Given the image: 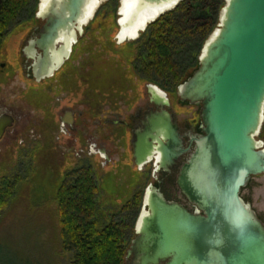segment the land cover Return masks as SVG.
<instances>
[{
  "label": "water",
  "instance_id": "95a60500",
  "mask_svg": "<svg viewBox=\"0 0 264 264\" xmlns=\"http://www.w3.org/2000/svg\"><path fill=\"white\" fill-rule=\"evenodd\" d=\"M181 1L136 0L127 23L135 24L139 11L155 5L162 15ZM88 3L40 5L37 17L44 25L24 49L37 81L51 78L67 59H55L61 36L78 39ZM148 87L155 105L171 108L165 93ZM178 95L201 107L202 133L187 146L174 114L153 112L136 132L134 158L139 167L155 160L158 169H169L187 155L177 185L193 210L151 185L129 251L132 264H264V221L242 197L251 179L264 175V145L257 138L264 124V0H226L198 69ZM14 124L11 114L0 115V141Z\"/></svg>",
  "mask_w": 264,
  "mask_h": 264
},
{
  "label": "rangeland",
  "instance_id": "374dc122",
  "mask_svg": "<svg viewBox=\"0 0 264 264\" xmlns=\"http://www.w3.org/2000/svg\"><path fill=\"white\" fill-rule=\"evenodd\" d=\"M122 2L103 1L78 35V43L65 67L56 77L40 82L30 68L26 69L32 59L28 57L25 64L24 49L44 22L37 17L41 0L23 3L17 21L6 30L0 43V111L14 114L17 122L0 141V178L18 177L22 182L10 212L3 215L0 224V264H32L37 258L40 264H71L72 255L60 244L57 194L64 178L82 167H90L104 189L100 204L108 220L121 221L125 207L136 197L138 203L141 200L123 260V264H131L129 251L137 236L139 217L146 209L144 192L161 174L155 172L153 164L137 166L130 135L123 127L107 121L114 120L116 112L133 113L148 98V86L154 85L169 98L180 125L196 129L201 125V107L181 101L178 87L198 69L205 44L196 50L190 45L179 55L187 66L179 85L169 86L155 77H146L140 60L145 52L143 43L149 37L150 26L160 16L139 38L120 42ZM225 5L226 0L216 3L213 13L216 28L208 40L220 25ZM83 99L87 102V134L96 132L95 124L101 123L98 135L105 148L111 150L109 161L91 152L94 141L86 142L83 133L72 132L74 139L70 141L62 137L67 130L60 121L65 108ZM80 122L81 119L77 121L79 129ZM257 138L261 139V135ZM170 186L175 198L191 208L175 179ZM242 197L250 199L248 202L264 221V175L253 177L243 189Z\"/></svg>",
  "mask_w": 264,
  "mask_h": 264
},
{
  "label": "trees",
  "instance_id": "16d2710c",
  "mask_svg": "<svg viewBox=\"0 0 264 264\" xmlns=\"http://www.w3.org/2000/svg\"><path fill=\"white\" fill-rule=\"evenodd\" d=\"M217 1L183 0L153 22L140 59L146 77H155L169 86L180 84L187 66L179 55L190 45L196 50L206 44L216 28L213 13ZM26 2L0 0V43ZM96 178L90 167H82L64 178L57 194L62 231L60 244L72 255L71 264H123L126 244L133 232V218L141 200L138 203L136 197L125 207L120 214L121 221L108 220L100 204L104 189ZM21 182L18 177L0 178V224L3 215L10 212ZM36 263L40 264V259L33 260L32 264Z\"/></svg>",
  "mask_w": 264,
  "mask_h": 264
},
{
  "label": "flooded vegetation",
  "instance_id": "af4514ba",
  "mask_svg": "<svg viewBox=\"0 0 264 264\" xmlns=\"http://www.w3.org/2000/svg\"><path fill=\"white\" fill-rule=\"evenodd\" d=\"M43 25H44V22L41 24L40 27L36 28L32 39H35V38H37L40 35V32H41V29H42ZM32 39H30V40H32ZM77 43H78V40H77V42L74 45H76ZM74 45H73V47H74ZM73 47H72V51L70 53L69 58H67L65 60V62L60 67V69H58L51 78L56 77V75H57L56 73L58 71H60L63 67H65L67 61L72 56V53H73V50H74ZM27 59H28V57L25 60V64L27 63ZM33 61L34 60L32 59V63H30L28 66H26V69L30 68L32 70ZM32 72H31V74H32ZM82 90H84V89H82ZM148 94H149L148 98L144 102H142L136 108V110L133 111V113H128L127 111L125 113L124 112H122V113L116 112V113H114V120L110 119V120L107 121V123H112L114 125H119L120 127H123V129H125L127 131V133L130 135V148H131V151H132V157L134 159V163L135 164H136V161H135V158H134L133 141L135 140L136 132L141 130L144 127V122L146 121L147 116L149 114L153 113V112H159V111H162L163 109H168L172 114H174L176 120H178V118L175 115V113H174L172 108H166V107H162L161 105H155L152 102V100H151L150 91L148 92ZM86 105H87V102L84 99L80 100L79 102H75L72 106L71 105H67V107L65 108L63 116L60 118L61 123L66 125V127H67V130L64 131V135L66 136V138H65V136H62V137H63L64 141H66V140L70 141V140L74 139L72 137V132L73 133L78 132L80 134L83 133L82 135H83V137H85V141L86 142L90 143L91 141H94L93 144H92L93 148L91 149V152L93 154H97V155L101 156L102 159L104 158V159L109 161V159H108V157H110L109 151L111 152V150H107L105 148V145L102 142L103 140H101V137H99V135H98V133H100V131L102 130L101 123L99 122V123L95 124L96 126L98 125L96 127V130H95L96 132H94V133L89 132L87 134V129H86V123H87ZM77 109H78V111H77ZM3 113H9V112H5V111L1 110L0 111V115L3 114ZM9 114H11L14 117L15 123H16L17 122L16 116L14 114H12V113H9ZM79 119H81L80 123H82L80 129L77 127V121ZM178 123H179V126H180V132L184 135L187 146L190 145L192 136L202 133L201 125H200L199 128L196 129V128L191 127V126H182V125H180L179 121H178ZM14 126H15V124H14ZM12 128H10V129H12ZM10 129H8V131L6 132V134L3 137V139L6 137V135L8 134ZM260 135H261V139H259V140H261L263 142V145H264V135L262 134V130H261L259 136ZM96 148L98 150H96ZM105 156H107V157L105 158ZM187 157H188L187 155L183 156L182 160L178 162V164H177V166H175V168H171L170 167L169 169H164V168L158 169L155 161H152L150 164H153V166H154L153 169L155 170V172H160L161 177L156 179L155 183H151V184H149L147 186V189L144 192L145 193L144 194L145 197H146V192H147L148 188L151 185H153V186H156L158 189H160L167 199L179 202L175 198V195L173 194V191L171 189L172 187L170 185L174 181V179H175L176 184H177V178H178L180 167L182 166L183 161H185L187 159ZM155 178H157V177H155ZM248 201H250V199H248ZM179 203H181V202H179ZM181 204H183V203H181ZM183 205H185V204H183ZM187 208L190 209V210H193L192 206H191V208H189V207H187ZM131 264H132V262H131Z\"/></svg>",
  "mask_w": 264,
  "mask_h": 264
},
{
  "label": "bare ground",
  "instance_id": "6f19581e",
  "mask_svg": "<svg viewBox=\"0 0 264 264\" xmlns=\"http://www.w3.org/2000/svg\"><path fill=\"white\" fill-rule=\"evenodd\" d=\"M48 0H41V4L44 6L46 5ZM105 0H89L88 3V12L89 15L88 22L84 26H86L90 20L94 17L96 10L100 6V4ZM136 5V0H123L122 2V8L120 10V23L123 24L122 31L118 34V40L120 42L128 41V40H134L139 38L140 33L143 32L149 24H151L155 19H157L159 16H161L162 11L159 10L158 7L155 5L152 7H149L146 10L139 11L138 19L135 24L128 25L127 21L129 17H131L134 7ZM84 26L81 29L80 32H83ZM78 39H76L75 36L70 37L68 40L65 39V37L61 36V42L62 46L59 48V51H57V54L55 59H62L64 55H66V58H69L70 53L72 51L73 45L77 42ZM66 43V45L64 44ZM156 90L160 94H164L163 91H161L158 87H156Z\"/></svg>",
  "mask_w": 264,
  "mask_h": 264
}]
</instances>
